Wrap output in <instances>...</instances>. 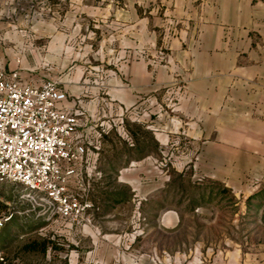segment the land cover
<instances>
[{"label": "crops", "instance_id": "crops-1", "mask_svg": "<svg viewBox=\"0 0 264 264\" xmlns=\"http://www.w3.org/2000/svg\"><path fill=\"white\" fill-rule=\"evenodd\" d=\"M13 28L37 39L22 56L23 82L38 85L71 68L74 97L59 108L73 109L76 98L93 111L108 98L127 108L133 146L122 142L123 156L135 166L119 173L136 195L160 190L163 172L150 157L174 150L200 157L210 180L192 201L230 191L240 205L234 216L255 219L246 205L264 200V0H0V37ZM13 56L0 47V67L17 68ZM114 137L105 141L112 152ZM173 207L159 218L178 235L193 212ZM255 231L249 244L221 240L220 264H258L253 253L264 252V241L251 239Z\"/></svg>", "mask_w": 264, "mask_h": 264}, {"label": "rangeland", "instance_id": "rangeland-1", "mask_svg": "<svg viewBox=\"0 0 264 264\" xmlns=\"http://www.w3.org/2000/svg\"><path fill=\"white\" fill-rule=\"evenodd\" d=\"M8 30L10 39L13 37L11 30L18 34L19 31L27 32L32 35L35 46L37 39L25 28ZM18 34L13 38L14 42L20 39ZM11 46L6 42L3 47L10 49ZM105 141L99 161L103 178L90 192V199L96 208L91 212L95 227L91 235L82 233L76 224L72 229H67L62 221L50 224L26 216L27 202L20 199L22 188L0 184V212L14 213L13 220L0 229V252L7 263L220 264L216 245L221 240L249 244L248 231L257 228L251 239L264 241V200L260 205H246L247 210L255 211L256 220L249 216H234L240 205L234 206V196L230 191L220 192L219 199L211 197L204 202L192 201L195 194L207 191L205 187L209 179L199 169L200 157L196 156L195 170L163 168L160 190L139 196L137 204L134 198L136 190L121 182L123 173H119L121 169L129 168L128 159L133 156L126 155L124 158L123 153L127 151L119 137H114L118 151L108 150ZM114 196H122L126 200L114 204ZM175 198V201H171ZM172 206H178V209H174L178 212H193V218L185 219V227L180 229L178 235H171L159 218L160 212L172 210ZM236 226L242 232L239 237L235 235L240 231L235 230ZM180 243H184V247L178 246ZM89 246L93 247L91 253H88ZM253 254L258 256V264H264V252Z\"/></svg>", "mask_w": 264, "mask_h": 264}, {"label": "built area", "instance_id": "built-area-1", "mask_svg": "<svg viewBox=\"0 0 264 264\" xmlns=\"http://www.w3.org/2000/svg\"><path fill=\"white\" fill-rule=\"evenodd\" d=\"M17 34L11 30L12 39L9 33L0 37V47L6 42L12 45L17 67H0V184L22 188L20 199L27 202L26 216L46 223L64 221V228L76 224L84 230L92 227L94 220L91 212L96 208L90 192L103 178L99 161L104 141L117 133L122 142L133 146L124 127L127 108H113L116 103L111 98L96 105V111L83 108L80 98L71 110L59 108L74 97L67 88L71 68L38 85L23 82L22 56L31 52L34 39L19 31L20 39L14 42ZM150 160L159 170L197 168L196 155L174 150H162ZM133 166L130 163L129 167ZM134 198L139 204V196ZM13 218L14 213L0 212V229ZM0 264H9L1 252Z\"/></svg>", "mask_w": 264, "mask_h": 264}]
</instances>
